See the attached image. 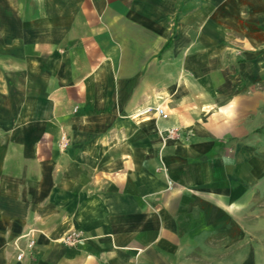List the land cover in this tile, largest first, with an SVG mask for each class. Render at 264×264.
Instances as JSON below:
<instances>
[{
    "label": "crops",
    "instance_id": "0c3cea01",
    "mask_svg": "<svg viewBox=\"0 0 264 264\" xmlns=\"http://www.w3.org/2000/svg\"><path fill=\"white\" fill-rule=\"evenodd\" d=\"M260 8L0 0V264H258Z\"/></svg>",
    "mask_w": 264,
    "mask_h": 264
},
{
    "label": "rangeland",
    "instance_id": "374dc122",
    "mask_svg": "<svg viewBox=\"0 0 264 264\" xmlns=\"http://www.w3.org/2000/svg\"><path fill=\"white\" fill-rule=\"evenodd\" d=\"M259 11L262 13L264 10L260 8ZM258 43L253 58V70L257 69L253 73L255 81L251 90L247 93V95H252L257 103H254L252 107V115L250 116L252 119L249 118L244 122L253 127L252 134L248 139L253 146L255 155L258 157L254 171L257 173L259 180L252 188V207L244 212L245 231L243 238L244 243L252 240L258 255V264H264V39H259ZM242 61H244V57ZM244 251H249V249L244 248Z\"/></svg>",
    "mask_w": 264,
    "mask_h": 264
},
{
    "label": "built area",
    "instance_id": "2783aa9c",
    "mask_svg": "<svg viewBox=\"0 0 264 264\" xmlns=\"http://www.w3.org/2000/svg\"><path fill=\"white\" fill-rule=\"evenodd\" d=\"M139 114H141V115L153 114V115H156V116L161 117V118H167L168 117V113L166 112L165 108L161 105L147 106V107L141 109L139 111ZM171 131H172V129H170V132ZM77 237H78L77 233L72 232V233L67 235L66 241H68L69 243H74L76 241ZM33 243H34V241L32 239L29 240L28 246L31 247ZM22 256H23V253L20 252L17 254L16 258L21 259Z\"/></svg>",
    "mask_w": 264,
    "mask_h": 264
}]
</instances>
